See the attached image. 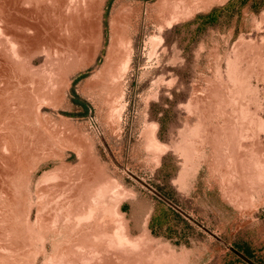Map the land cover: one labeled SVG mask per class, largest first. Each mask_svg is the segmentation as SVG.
I'll list each match as a JSON object with an SVG mask.
<instances>
[{
    "label": "rangeland",
    "instance_id": "374dc122",
    "mask_svg": "<svg viewBox=\"0 0 264 264\" xmlns=\"http://www.w3.org/2000/svg\"><path fill=\"white\" fill-rule=\"evenodd\" d=\"M0 264H264V0H0Z\"/></svg>",
    "mask_w": 264,
    "mask_h": 264
},
{
    "label": "crops",
    "instance_id": "0c3cea01",
    "mask_svg": "<svg viewBox=\"0 0 264 264\" xmlns=\"http://www.w3.org/2000/svg\"><path fill=\"white\" fill-rule=\"evenodd\" d=\"M122 204H123V208H121ZM121 205H120L121 211L126 212V210L128 208V203L125 201V202H122ZM157 208L154 207V208H152V211H149L148 213H146L145 218L149 217L148 220L146 221V224H145L147 229H153L156 226L155 220H156V217L159 213Z\"/></svg>",
    "mask_w": 264,
    "mask_h": 264
},
{
    "label": "water",
    "instance_id": "95a60500",
    "mask_svg": "<svg viewBox=\"0 0 264 264\" xmlns=\"http://www.w3.org/2000/svg\"><path fill=\"white\" fill-rule=\"evenodd\" d=\"M154 191V190H153ZM156 193V195H158L162 200H164L165 202H167L168 204H170L172 207L178 209L172 202H170L167 198H165L164 196H162L161 194H159L158 192L154 191ZM184 214L183 211H180ZM236 252V251H235Z\"/></svg>",
    "mask_w": 264,
    "mask_h": 264
},
{
    "label": "trees",
    "instance_id": "16d2710c",
    "mask_svg": "<svg viewBox=\"0 0 264 264\" xmlns=\"http://www.w3.org/2000/svg\"><path fill=\"white\" fill-rule=\"evenodd\" d=\"M243 1H244V0H243ZM213 11H215V9H212L209 13L206 14V16L211 15ZM121 208H123V204L121 205ZM156 221H157V219L155 220V223H157ZM242 250H243L244 253H246L247 255L250 254L249 251H248V249H245V248H244V249H242Z\"/></svg>",
    "mask_w": 264,
    "mask_h": 264
},
{
    "label": "bare ground",
    "instance_id": "6f19581e",
    "mask_svg": "<svg viewBox=\"0 0 264 264\" xmlns=\"http://www.w3.org/2000/svg\"><path fill=\"white\" fill-rule=\"evenodd\" d=\"M62 1V0H61ZM64 1V0H63ZM24 12V11H23ZM23 19V18H22ZM95 253V252H94Z\"/></svg>",
    "mask_w": 264,
    "mask_h": 264
}]
</instances>
